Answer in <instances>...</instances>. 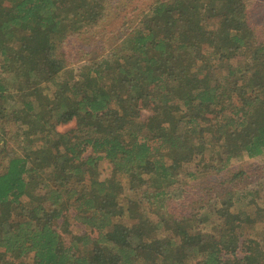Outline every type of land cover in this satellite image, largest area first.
<instances>
[{"label": "trees", "instance_id": "trees-1", "mask_svg": "<svg viewBox=\"0 0 264 264\" xmlns=\"http://www.w3.org/2000/svg\"><path fill=\"white\" fill-rule=\"evenodd\" d=\"M238 1H157L123 53L74 71L63 46L102 27L121 0H0V264H264L262 244L236 233L253 219L220 225L234 203L190 214L165 203L203 172L264 158V42ZM35 31L48 44L19 52ZM121 186L128 199L144 187L149 207L127 206ZM208 213L220 217L211 229ZM126 215L142 226L109 230Z\"/></svg>", "mask_w": 264, "mask_h": 264}, {"label": "rangeland", "instance_id": "rangeland-1", "mask_svg": "<svg viewBox=\"0 0 264 264\" xmlns=\"http://www.w3.org/2000/svg\"><path fill=\"white\" fill-rule=\"evenodd\" d=\"M160 0H121V6L118 11L109 17V19L94 31L86 33L76 34L70 37L61 50V54L67 61L68 66L74 71H81L84 67L92 65V63L99 61L101 57L118 56L123 53V41L124 39L135 29L143 27L141 20L143 14L154 3ZM165 2H173L175 0H161ZM240 5L245 6L247 12V19L251 29L254 31L255 37L258 42H264V0H239ZM48 33L45 31H35L32 36V40L25 48H19V52L29 50L34 53H38L44 46L48 44ZM233 59L229 63L234 66H241L243 60ZM227 66L224 65L223 68ZM226 73V70H224ZM47 104V103H46ZM137 120L145 121L149 117L148 111H142L139 113ZM75 127V122L60 126L58 130L60 132H66ZM180 128H188L187 121H183ZM8 131L19 132L18 129L9 125L6 127ZM190 130V129H189ZM27 131V130H26ZM33 133L32 130L29 134ZM168 163L172 165L173 158L168 160ZM189 164L183 166V172H194L196 170V164ZM106 166L103 170V175L106 179L112 172V166L105 163ZM1 165L5 166V162L1 160ZM180 167V166H178ZM200 175V173H196ZM201 177L197 180L188 181V185L184 190H176L177 197L175 201L165 202L167 204L166 211L171 210L175 213L184 212L190 214L194 210L205 208L208 211H212L217 205H221L226 210L230 207V203H234L231 213L233 216L225 217L220 221L222 227L226 226L227 221H231L233 218L240 217L241 219L249 217L253 219V223L242 222L241 226L236 229V233L240 236V241L244 243H258L261 245L262 252L264 254V158L257 160H240L234 162L225 172L220 175H209L205 172L201 173ZM132 181V179L130 180ZM122 182L125 187L129 186V181L122 178ZM144 187H138L131 192V199H128L127 192L123 186L118 187V193L125 195L124 202L130 207L128 200L131 203L140 204L141 207H149L147 201L142 197L144 193ZM149 192H153L149 190ZM109 201L111 199L109 198ZM240 201V202H239ZM169 202V203H168ZM164 208V207H163ZM143 210V209H142ZM51 206L46 203L47 215H50ZM203 211L199 213L203 215ZM153 222L157 223L159 218L154 215H150ZM219 216L211 215L208 213L206 219L208 221L209 229L211 224L215 220H219ZM62 221H59V226ZM72 227L79 229L80 232H84L85 228L81 224L71 220ZM138 223V222H137ZM129 216L121 218H113L109 230L122 229L123 226H129L133 228H140L142 225H136ZM60 229V228H59ZM155 231V230H154ZM222 229L216 232L215 237L220 235ZM263 241V243H262ZM225 259L231 258V255L226 253L229 250L225 247L220 249ZM242 250L239 257L244 256Z\"/></svg>", "mask_w": 264, "mask_h": 264}]
</instances>
